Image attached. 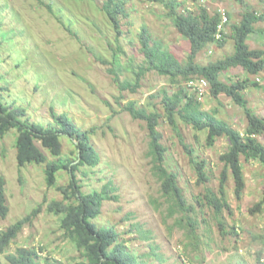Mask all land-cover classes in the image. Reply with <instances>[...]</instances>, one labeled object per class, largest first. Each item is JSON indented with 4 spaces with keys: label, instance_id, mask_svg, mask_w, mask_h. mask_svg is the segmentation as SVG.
<instances>
[{
    "label": "rangeland",
    "instance_id": "rangeland-1",
    "mask_svg": "<svg viewBox=\"0 0 264 264\" xmlns=\"http://www.w3.org/2000/svg\"><path fill=\"white\" fill-rule=\"evenodd\" d=\"M124 1L129 16L122 18V33H119L102 9L105 0H0L3 104L10 109L13 106L25 108L26 114L22 117L47 127L54 121L51 108L58 114L66 113L78 127L88 131L100 156L98 165L81 166L76 173L70 167L60 169L56 184L49 186L47 162L79 156V140L62 133L60 156L53 155L36 140L47 154V162L20 165L17 145L20 132L17 127H10L0 139V172L6 179L9 206L8 216L0 217V233L18 220L29 216L30 219L10 245L0 251L2 262L11 264L7 256L20 247H35L43 264L48 260L77 264L86 259L65 233L64 215L48 209L54 200L75 201L74 197L66 199L61 190L62 186H69L75 173L86 193L101 191L111 183L114 187L111 194L118 198L105 200L101 214L93 222L100 227H113L121 241L140 256L148 252L153 243L159 245V251L167 259L164 264H240L236 253L245 257L246 264H261L258 253L262 251L264 258V245L257 236L264 233V216L253 214L250 209L264 200V165L257 159L247 160L242 156L247 185L241 197L236 194L230 174L226 193L231 210H225L224 216L230 226H236L238 234H223L214 210L209 205H199L197 200L203 201L207 187L219 192L224 165L220 157L229 149V139L222 136L210 145L206 130H196L179 120L185 143L193 148L199 160L207 162L210 179L198 183L180 137L172 125L161 118L158 128L167 147L166 165L178 173L189 202L197 206L198 239L190 238L186 229L177 223L184 215L169 214L161 183L151 169L147 122L134 118L125 106L135 101L149 111L163 112L162 90L166 88L173 93L178 87L167 77L150 71L136 92H121L110 69L115 67L114 55L121 52V46L117 72L122 79L135 81L138 67L144 62L139 38L144 27L154 40L163 42L182 60L187 58L191 45L167 16L163 4L155 0ZM258 1L261 11L257 13L261 15L264 2ZM184 3L195 12L205 6L210 12L223 8L233 14L227 23L223 44H209L196 61L208 65L232 55L235 52L233 25L243 19L239 1L213 0L203 4L198 0H185ZM255 30L247 43L251 49L264 50V20L255 23ZM220 79L229 85L248 79L249 84L241 93L248 106L264 117V71L250 74L242 66L231 67L221 72ZM208 84L204 94L198 96L202 108L245 133L248 119L244 108L226 93L215 96L210 82ZM259 139L264 143V135ZM135 224L150 230L152 239H138Z\"/></svg>",
    "mask_w": 264,
    "mask_h": 264
},
{
    "label": "trees",
    "instance_id": "trees-1",
    "mask_svg": "<svg viewBox=\"0 0 264 264\" xmlns=\"http://www.w3.org/2000/svg\"><path fill=\"white\" fill-rule=\"evenodd\" d=\"M155 1L164 5L167 16L173 21L176 29L189 40L191 50L187 58L180 59L163 42L154 40L149 30L144 27L139 37L144 62L138 67L135 81L122 79L117 72L116 64L119 54L122 53L121 46L119 47L121 52L114 55L115 67L110 71L114 72V81L121 92L126 90L136 92L141 86L143 77L150 71L167 77L171 84L178 87L173 93L166 88L162 90L163 112L149 111L146 106H139L135 101L128 102L125 109L134 118L147 122L150 137L148 156L151 158L152 172L161 183L162 196L168 203L169 214L171 216L177 213L184 215L177 223L181 228L186 229L188 236L192 239H198L197 231L200 226V220L196 216L197 206L189 202L180 185L178 173L166 165L167 147L162 142L163 135L158 128L160 119L164 118L165 121H168L180 137L181 143L190 155L198 183H205L210 179L206 170L207 162L204 159L199 160L198 156L194 155L193 148L185 143L180 131L179 120L192 125L196 130H206L208 132L207 143L210 145H214L217 139L222 136L229 139V149L220 157L224 165L220 176L219 192L207 187L203 201L201 198L197 201L199 205H209L214 210L218 227L223 234H238L236 226H230L224 216L225 210H231L226 186L230 174H232L236 194L238 197L242 196L247 185L242 156L247 160L257 159L264 165V143L259 139V136L264 135V117L255 113L248 106L247 99L241 93L247 88L248 79L229 85L220 79V74L224 70L237 66H242L250 74H259L264 71V50L251 49L247 43L248 37L255 31V23L264 20V14L258 15L254 11H247L243 15L242 21L233 25L232 38L235 42V52L223 60L202 65L196 61L198 54L209 44L219 43L222 45L226 39V32H223L221 39L217 38L218 26L222 20L221 13L218 10L210 12L205 6L201 7L199 12L189 10L185 6V0ZM238 1L243 2V0ZM125 6L124 0H105L102 7L119 33H122V18L129 16ZM228 14L231 19L229 12ZM196 77L204 78L210 82L212 93L215 96L222 92L226 93L244 108L248 119L245 133L233 127L226 120L219 118L216 113L202 108L197 89L190 86V81L196 80ZM254 84L258 85V82H254ZM25 114V108L13 106L10 109L3 104L0 96V139L11 126L18 128L20 134L17 145L20 165H25L27 162H47L48 156L36 140L41 141L44 147L48 148L55 156L62 154L60 140L62 133L79 140L78 147L81 149L79 156L69 159L58 158L47 162L46 172L49 186L56 184L58 171L62 168L70 167L76 173L81 169V166L99 164L100 156L91 142L90 134L78 127L66 113L58 114L51 108L54 121L48 127L31 122L28 117H22ZM76 159H78L77 162H75ZM75 173L69 186L61 187L65 198L69 200L74 197L75 201L67 203L65 200H54L49 203L48 209L64 215L62 225L65 233L83 251L86 259L77 264H164L167 259L159 251V245L151 243L149 251L140 256L121 241L119 232L113 227H100L93 222V219L101 214L103 202L118 197L111 194L114 190L111 183L106 184L101 191L84 192ZM5 185V176L0 172L1 218H6L9 213ZM250 211L253 214L261 213L264 216V200L256 203ZM29 219L30 216L18 220L6 231L0 233V251H4L10 245ZM134 230L139 234L138 239H152L151 231L145 230L140 224H135ZM257 238L264 245V233L259 234ZM236 249L238 250L237 246ZM258 256L259 262L264 264L262 251L258 253ZM7 257L11 264L44 263L35 247H20L17 252L9 254ZM235 257L238 258L240 264H246V259L241 254L236 253ZM0 264H4L1 256ZM45 264L64 263L59 260H48Z\"/></svg>",
    "mask_w": 264,
    "mask_h": 264
},
{
    "label": "built area",
    "instance_id": "built-area-1",
    "mask_svg": "<svg viewBox=\"0 0 264 264\" xmlns=\"http://www.w3.org/2000/svg\"><path fill=\"white\" fill-rule=\"evenodd\" d=\"M200 2H202L203 4H207L209 2H212L213 0H198ZM219 12L221 13V16H222V20L218 26V32H217V38L218 39H221L222 36H223V32H225L226 30V26H227V23L230 21V17H229V14H228V11H226L225 9H219ZM209 82L202 78V79H199V80H191L190 81V86H192L194 89L196 88L197 91H198V95L199 93H201L202 95L204 94V92L206 91L205 89L207 87H209Z\"/></svg>",
    "mask_w": 264,
    "mask_h": 264
},
{
    "label": "crops",
    "instance_id": "crops-1",
    "mask_svg": "<svg viewBox=\"0 0 264 264\" xmlns=\"http://www.w3.org/2000/svg\"><path fill=\"white\" fill-rule=\"evenodd\" d=\"M236 2H238L237 0H235ZM261 2H264V0H260ZM239 3L241 4V7H239V11L241 12V15H245V13L247 11H254L256 14H260V13H257V12H260V8H258V4H259V1L258 0H243V2H240ZM264 4V3H263ZM234 10H236V8H234ZM233 12V10H231ZM264 10H262L263 12ZM264 14V12H263ZM231 18H233V14L231 13L230 14ZM257 30H255L254 32H256ZM250 37V36H249Z\"/></svg>",
    "mask_w": 264,
    "mask_h": 264
},
{
    "label": "water",
    "instance_id": "water-1",
    "mask_svg": "<svg viewBox=\"0 0 264 264\" xmlns=\"http://www.w3.org/2000/svg\"><path fill=\"white\" fill-rule=\"evenodd\" d=\"M77 144H79V142L77 141ZM79 154H81V151H80V149H79Z\"/></svg>",
    "mask_w": 264,
    "mask_h": 264
}]
</instances>
